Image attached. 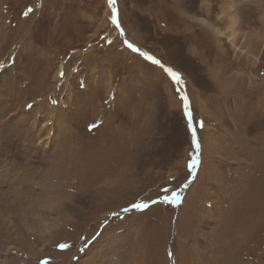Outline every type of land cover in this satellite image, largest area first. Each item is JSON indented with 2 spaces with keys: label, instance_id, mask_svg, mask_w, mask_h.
I'll return each mask as SVG.
<instances>
[{
  "label": "rangeland",
  "instance_id": "rangeland-1",
  "mask_svg": "<svg viewBox=\"0 0 264 264\" xmlns=\"http://www.w3.org/2000/svg\"><path fill=\"white\" fill-rule=\"evenodd\" d=\"M115 6L0 0V264H264V0Z\"/></svg>",
  "mask_w": 264,
  "mask_h": 264
},
{
  "label": "bare ground",
  "instance_id": "bare-ground-1",
  "mask_svg": "<svg viewBox=\"0 0 264 264\" xmlns=\"http://www.w3.org/2000/svg\"><path fill=\"white\" fill-rule=\"evenodd\" d=\"M230 11H231V13H232V11H233V8H232V5H231V3H229L228 4V6L226 7V14L227 15H229V18H230V21L232 22L231 24H230V26H229V30H228V32L227 33H224V31H222V29L218 26V25H216V24H214V23H212V22H210V21H207L206 19H204V18H199V20L206 26V27H208L210 30H212L219 38H221V37H224L225 36V34H227V37H228V39H230V41H231V43L233 44V46H234V48L235 49H237V50H241V47L236 43V40H237V37H238V35H237V33H236V30H235V25H236V22H237V19H236V16H234V15H231V13H230ZM29 42V41H28ZM28 44H30V42L29 43H27V45ZM32 44V43H31ZM219 46H220V48H222L221 47V43L219 42V44H218V48H219ZM223 50V49H222ZM219 51H221V50H219ZM242 52V51H241ZM243 53V52H242ZM221 54V52H219V54H215V56H216V58H219V57H221V56H219V57H217L218 55H220ZM225 54V53H224ZM48 58V57H47ZM59 68V67H58ZM10 71V70H9ZM60 71H61V68L60 69H58V71H57V73H56V75H55V77L58 79V77L59 76H61V73H60ZM13 72V71H12ZM210 76L211 77H214V78H217V81H222V83H225V82H227V80H230V79H232L230 76H226L225 77V79H224V81L223 80H221V77H218V73L217 72H215L214 70H210ZM10 74V73H9ZM25 75V74H24ZM231 76H234V77H236L237 78V74H234V73H232V74H230ZM11 76V75H10ZM241 77L242 76H244V74L242 73L241 75H240ZM16 78V77H15ZM67 78V77H66ZM12 79V78H11ZM18 79V78H17ZM49 79V78H48ZM60 79V78H59ZM16 80V79H15ZM14 80V81H15ZM23 80V79H22ZM31 80V79H30ZM17 81V80H16ZM29 81V80H28ZM32 81V80H31ZM12 82H13V80H12ZM18 82V81H17ZM29 83H30V81H29ZM28 83V84H29ZM32 83V82H31ZM67 83V82H66ZM33 84V83H32ZM15 85V84H14ZM41 85V84H40ZM66 85V84H65ZM16 86V85H15ZM30 86V85H29ZM42 86V85H41ZM71 86V85H70ZM66 87V86H65ZM71 88V87H70ZM36 89V88H35ZM11 90V89H10ZM12 93V92H11ZM48 95V94H47ZM74 95H76V94H74ZM76 97V96H75ZM75 101V100H74ZM200 101V100H199ZM25 105V104H24ZM54 109H55V107H54ZM3 114V113H2ZM1 116V115H0ZM5 136V135H4ZM39 137H40V135H38ZM1 137H2V134H1ZM45 140V139H44ZM39 141V140H38ZM46 141V140H45ZM2 142H3V140H2ZM43 142V141H42ZM1 143V142H0ZM3 143H5V142H3ZM40 143V142H39ZM50 143V142H49ZM42 144V143H41ZM95 144V143H94ZM47 145H49L48 144V142L46 141L45 142V147H46V149H47ZM40 146V145H39ZM39 149V148H38ZM103 150V149H102ZM48 151V150H47ZM4 153V152H3ZM3 153L0 151V179L2 180V178H3V180H4V184H7V185H10V182L11 181H14V180H16V177H15V172H16V170H14V165L11 163V159L10 160H8V159H1V157H2V155H3ZM110 152H105V157H107L106 155L107 154H109ZM15 154V153H14ZM110 155L111 154H109V158L111 159L112 157H110ZM8 156V155H7ZM116 156V155H115ZM11 157V156H10ZM114 160V159H113ZM119 160V159H118ZM111 163V162H110ZM77 164V163H76ZM107 165H109V163L107 162ZM122 175V172H119L118 173V182H120L121 181V178L119 179V176H121ZM16 176H18V175H16ZM18 178V177H17ZM123 178V177H122ZM1 182V184H3L2 182L3 181H0ZM13 184H14V182H13ZM6 186V185H5ZM10 189V188H9ZM22 189H24V188H22ZM6 191V190H5ZM10 193L11 194H13V195H17L18 196V198H19V203L17 204L18 206H21V205H27L28 207H30V208H32V207H34V206H36L38 209H41V210H44V209H46V208H49V207H52V206H55V205H57V199L54 197V196H52V198H47L46 200H40V199H35L33 196H29V195H27V194H23V193H14V190H13V192H1L0 191V208H3V207H5L6 206V204H7V202H8V198H9V196H10ZM33 197V198H32ZM48 199H49V201H48ZM48 201V202H47ZM111 253V252H110ZM81 262H82V260H78V263L79 264H81Z\"/></svg>",
  "mask_w": 264,
  "mask_h": 264
},
{
  "label": "snow or ice",
  "instance_id": "snow-or-ice-1",
  "mask_svg": "<svg viewBox=\"0 0 264 264\" xmlns=\"http://www.w3.org/2000/svg\"><path fill=\"white\" fill-rule=\"evenodd\" d=\"M109 5L111 6V20L113 23H117V8H116V0H108ZM29 11H31V9H29ZM25 15H27V13H25ZM119 27V25H118ZM124 43L126 44L127 48L138 52L139 49L135 48L133 46V44L128 43L127 41H124ZM149 60H152V62L154 64H158L161 66V68L164 69V71L166 73H168L170 75V77L176 82V83H180L181 82V76L179 73L173 71L171 68H166L161 61L154 59L153 57H148ZM61 76H63V72H61ZM182 100L184 103V114L187 116V128L190 130L191 133V143L194 146V148H199V143H198V137H197V131H196V127H194V122H193V118H192V114L191 112L188 110V97L186 95L182 96ZM199 127L202 128L203 127V121H199ZM196 165V158L192 159V163H191V167H195ZM179 196L178 194L176 196L173 197V201L178 200ZM165 201H167V197H165ZM148 205L145 203H133L132 204V208L133 209H140V208H146ZM124 212H128L129 209L128 208H124L123 209ZM115 215V214H114ZM66 245H60V247H65Z\"/></svg>",
  "mask_w": 264,
  "mask_h": 264
}]
</instances>
